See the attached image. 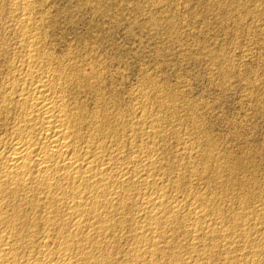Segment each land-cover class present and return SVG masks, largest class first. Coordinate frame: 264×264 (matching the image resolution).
<instances>
[{"label":"bare ground","instance_id":"1","mask_svg":"<svg viewBox=\"0 0 264 264\" xmlns=\"http://www.w3.org/2000/svg\"><path fill=\"white\" fill-rule=\"evenodd\" d=\"M46 4L0 0V264H264L257 162L183 91L57 54Z\"/></svg>","mask_w":264,"mask_h":264},{"label":"rangeland","instance_id":"2","mask_svg":"<svg viewBox=\"0 0 264 264\" xmlns=\"http://www.w3.org/2000/svg\"><path fill=\"white\" fill-rule=\"evenodd\" d=\"M45 1L57 54H94L125 97L144 77L183 91L221 153L254 159L264 178V0H240L247 12L220 0L225 14L213 0Z\"/></svg>","mask_w":264,"mask_h":264}]
</instances>
